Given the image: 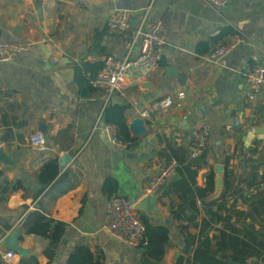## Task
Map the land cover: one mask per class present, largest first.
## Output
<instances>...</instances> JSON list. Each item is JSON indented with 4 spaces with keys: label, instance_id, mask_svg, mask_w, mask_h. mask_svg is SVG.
I'll return each instance as SVG.
<instances>
[{
    "label": "crops",
    "instance_id": "obj_1",
    "mask_svg": "<svg viewBox=\"0 0 264 264\" xmlns=\"http://www.w3.org/2000/svg\"><path fill=\"white\" fill-rule=\"evenodd\" d=\"M120 11L132 12L131 28L123 35L110 34L108 17ZM143 20L161 22L169 46L159 68L130 80L125 96L112 104L130 106L129 126L139 117L135 104L150 109L156 101L181 92L186 99L180 107L152 109L148 135L137 137V147L121 149L97 127L102 102L79 96L75 67L103 63L109 56L123 59L131 48L136 56L135 31ZM216 30L221 31L218 36L238 30L262 44L264 0H228L224 8H211L204 0H35L31 6L0 0V44L24 47L14 61L0 63V148L15 164H0L2 264L7 251L2 241L15 228L22 229L21 247L28 256L17 254L9 264H28L31 258L38 264H67L78 245L103 254L104 264H143V248L121 244L103 229L112 198L103 191L108 178L118 182L115 196L136 203L147 195L157 198L160 214L148 221L170 230L160 264L188 259L190 235L196 239L194 249L200 236L209 237L217 249L221 231L229 235L231 229L249 244L248 232L264 243V140L248 141L249 132L264 124V86L254 95L247 82L254 65L264 66V53L259 47H240L219 64H210V52L229 38L217 42ZM55 58L60 64L53 63ZM200 122L210 126L211 137L206 151L192 159L193 131ZM38 132L45 133L47 143L34 148L29 139ZM64 155L72 159L60 166L63 181L36 199L42 167L54 158L60 164ZM171 160L181 171L148 194L151 179ZM217 165L224 166L220 188ZM187 170L197 171V176ZM210 174L214 187L206 191ZM18 181L24 189L11 191ZM32 186H37L36 192ZM38 210L66 226L52 262L44 255L50 241L26 234L23 226ZM263 258L264 252L259 260Z\"/></svg>",
    "mask_w": 264,
    "mask_h": 264
},
{
    "label": "built area",
    "instance_id": "obj_2",
    "mask_svg": "<svg viewBox=\"0 0 264 264\" xmlns=\"http://www.w3.org/2000/svg\"><path fill=\"white\" fill-rule=\"evenodd\" d=\"M20 1L28 6L33 5L35 2V0ZM204 2L211 8H224L228 0H204ZM131 19L132 12L128 11L110 14L107 20L108 32L113 35L127 33L131 28ZM220 33V30H216L214 36L216 37ZM135 44L139 46V52L136 56H132L133 48H131L130 53L123 59L109 56L103 60V69L92 82L95 92L90 97V99L100 100L103 104L102 111L97 119V127L103 129L109 141L121 149H125L126 144L119 138L115 127L105 122L104 112L115 98L125 96L130 80H140L159 68L169 46L162 23L143 20L135 31ZM27 47H31V44H28ZM240 47H259L264 53V41L258 45L249 36L234 30L225 43L217 45L210 52L207 61L210 64H219ZM23 50V46L16 44H0V63L14 61ZM53 63L58 65L60 60L55 58ZM247 82L249 91L254 95H259L264 86V66L254 65L247 73ZM185 99V93L181 92L176 98L167 96L156 101L150 109H143L135 104V110L139 118L146 122L152 119V109L166 110L172 107H180ZM210 137V126L206 122H200L193 131L192 159H198L206 151ZM29 142L32 147L41 148L46 145L47 138L45 133L38 132L30 137ZM178 169L179 163L176 160H171L151 179L147 193L154 194L158 192L167 181L177 174ZM136 206L137 203L133 200L113 196L109 200L103 229L121 244L131 248H144L148 244L146 226ZM17 257V253L6 251L3 255V262L9 264Z\"/></svg>",
    "mask_w": 264,
    "mask_h": 264
},
{
    "label": "trees",
    "instance_id": "obj_3",
    "mask_svg": "<svg viewBox=\"0 0 264 264\" xmlns=\"http://www.w3.org/2000/svg\"><path fill=\"white\" fill-rule=\"evenodd\" d=\"M232 34L233 32H223L221 36L216 38V41L218 42L221 38ZM102 69L103 63L100 62L86 63L75 67L74 78L81 98H88L95 92L92 82ZM129 110V105L111 104L105 109L104 120L107 124L115 127L119 138L126 144L128 149H131L137 147L140 140L132 136L130 132L127 118ZM228 164L229 159L226 160V166ZM60 173L58 158L50 159L45 163L38 175V184L41 188L35 195L36 199L46 195L56 184L63 181L64 176ZM187 173L192 177L197 176V171L191 172V170H187ZM208 178L209 183L206 191H210L214 187V175L210 174ZM21 189H24V186L18 181L11 191ZM117 190L118 182L113 178H108L103 185L104 193L109 197H113L117 194ZM174 215L176 214L174 213ZM142 220L146 226V239L148 241V244L143 248L142 263L160 264L170 242V230L164 226H152L144 217H142ZM23 226L26 234L36 235L50 241L48 248L44 251V255L52 262L56 257V252L66 231V226L61 222L49 219L39 210L29 214ZM207 226L208 224L204 225V227ZM231 232L228 235L225 230L221 231L217 238V249L213 248L209 237H205L202 240V236H200L197 247L195 249L191 248L195 245L196 239L195 236H188L186 239V252L190 251V257L188 259L181 257L176 264H254L253 259H256V262L261 261L264 264V258L259 260L260 254L264 252V243L258 241L255 233L248 232V236L252 240V243L249 244L246 240L239 238L240 232L238 230L231 229ZM229 249L233 252L232 256L226 255V251ZM28 261V264H38L36 258H31ZM104 261L105 257L103 254H95L88 246L78 245L71 253L67 264H104ZM0 264H2L1 260ZM22 264H25V260H22Z\"/></svg>",
    "mask_w": 264,
    "mask_h": 264
},
{
    "label": "water",
    "instance_id": "obj_4",
    "mask_svg": "<svg viewBox=\"0 0 264 264\" xmlns=\"http://www.w3.org/2000/svg\"><path fill=\"white\" fill-rule=\"evenodd\" d=\"M63 64H66V59L62 60ZM173 68H169L168 72H170ZM130 132L140 138H145L148 135V128L146 126V122L141 118H134L129 124ZM257 138L258 140H264V124L261 127L253 128L248 134V141ZM70 155H64L60 159V166L64 168L70 161ZM0 164H3L7 167H14L15 164L13 160L8 157L4 150L0 148ZM215 173L218 176L216 180L217 186L220 188L222 184V178L224 174V166L217 165L215 167ZM32 189L36 192L37 186H32ZM137 210L140 212L142 217L153 218L156 214H160V209L158 208V200L153 195H147L142 200L137 203ZM21 239H22V229L15 228L8 235H6L2 241V247L7 251H13L20 255L21 258H26L28 256V252L23 250L21 247Z\"/></svg>",
    "mask_w": 264,
    "mask_h": 264
}]
</instances>
